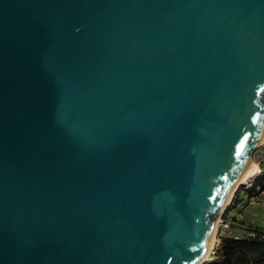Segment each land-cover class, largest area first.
<instances>
[{"label": "water", "instance_id": "1", "mask_svg": "<svg viewBox=\"0 0 264 264\" xmlns=\"http://www.w3.org/2000/svg\"><path fill=\"white\" fill-rule=\"evenodd\" d=\"M263 137L264 0H0V264H196Z\"/></svg>", "mask_w": 264, "mask_h": 264}, {"label": "rangeland", "instance_id": "2", "mask_svg": "<svg viewBox=\"0 0 264 264\" xmlns=\"http://www.w3.org/2000/svg\"><path fill=\"white\" fill-rule=\"evenodd\" d=\"M254 154L255 161L259 160V150ZM259 166L264 172V161H261ZM262 182H264V177L258 180L252 190L243 188L238 190L233 205L229 208L226 214L222 216L227 223L240 225L245 228H264V206L261 205V198L258 196V194H256V191L260 188ZM219 242L220 240L216 241L209 259L206 261L217 258L216 254L214 253V248L218 246Z\"/></svg>", "mask_w": 264, "mask_h": 264}, {"label": "trees", "instance_id": "3", "mask_svg": "<svg viewBox=\"0 0 264 264\" xmlns=\"http://www.w3.org/2000/svg\"><path fill=\"white\" fill-rule=\"evenodd\" d=\"M263 177L258 176L256 183ZM261 186H264V182ZM214 253L217 258L210 259L204 264H264V239L223 237L218 246L214 248Z\"/></svg>", "mask_w": 264, "mask_h": 264}, {"label": "built area", "instance_id": "4", "mask_svg": "<svg viewBox=\"0 0 264 264\" xmlns=\"http://www.w3.org/2000/svg\"><path fill=\"white\" fill-rule=\"evenodd\" d=\"M259 150V160L255 161V154L253 155L252 160L257 164L258 169L248 176L244 182H242L239 186V190L243 189H250L256 185V178L260 175L264 176V172L261 170L259 163L264 161V141L258 146L256 151ZM255 151V152H256ZM256 194L261 198L260 203L264 206V186H260V188L256 191ZM236 199V196H235ZM234 199V200H235ZM232 201V205L234 203ZM217 240H220L223 237H229L233 239H241V238H256V239H264V229H256L253 227H243L240 225H234L227 223L224 217H221L219 220V225L217 228L216 233Z\"/></svg>", "mask_w": 264, "mask_h": 264}, {"label": "bare ground", "instance_id": "5", "mask_svg": "<svg viewBox=\"0 0 264 264\" xmlns=\"http://www.w3.org/2000/svg\"><path fill=\"white\" fill-rule=\"evenodd\" d=\"M264 141V137L262 138V140L258 143V144H261L262 142ZM251 164L249 166V168L247 169V171L245 172V174L242 176V178L240 179V181L238 182V184L236 185L235 189L233 190L232 194L230 195L228 201L226 202V204L224 205L223 207V210L229 206L232 202V199L234 197V193L235 191L238 189L239 185L244 182V180L250 176L252 173H254L257 169H258V166L257 164L251 159ZM221 219L220 216H218V219H217V223H216V226H215V229L213 231V234H212V237H211V240L210 242L208 243L207 247L205 248V250L203 251V253L201 254L198 262L196 264H203L207 259H209V256L212 252V249L214 247V245L216 244V241H217V237H216V233H217V228H218V225H219V220Z\"/></svg>", "mask_w": 264, "mask_h": 264}, {"label": "crops", "instance_id": "6", "mask_svg": "<svg viewBox=\"0 0 264 264\" xmlns=\"http://www.w3.org/2000/svg\"><path fill=\"white\" fill-rule=\"evenodd\" d=\"M235 196H236V194H235ZM235 201V200H234Z\"/></svg>", "mask_w": 264, "mask_h": 264}]
</instances>
